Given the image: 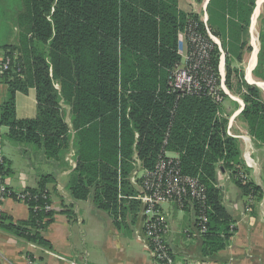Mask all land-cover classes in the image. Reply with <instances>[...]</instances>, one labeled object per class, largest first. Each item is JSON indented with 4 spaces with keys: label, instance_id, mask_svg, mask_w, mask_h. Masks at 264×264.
<instances>
[{
    "label": "trees",
    "instance_id": "16d2710c",
    "mask_svg": "<svg viewBox=\"0 0 264 264\" xmlns=\"http://www.w3.org/2000/svg\"><path fill=\"white\" fill-rule=\"evenodd\" d=\"M15 2L19 6L16 27L20 46L5 43L0 48L19 52L23 65L21 75H0L8 87L0 106V126L7 128V139L32 145L45 159L59 162L73 151L75 166L67 189L74 199H91L107 212L117 207L118 180L122 186L129 185L126 178L133 171L132 157L150 170L162 152L173 153L181 172L197 177L206 188L208 221L201 234L203 254L213 255L225 248L231 236L230 218L221 203L217 172H230L245 193L253 194L255 186L240 177L239 142L227 133L228 120L220 115V105L204 94L178 96L168 85L169 76L181 61L178 32L188 21H195L206 35L201 16L179 10L177 0ZM221 6L224 15L228 12L236 20L230 21L234 24L231 36L223 42L224 47H233L247 33L256 0H221ZM217 7L218 0L208 1L207 25L213 35L225 40L223 20L218 32L213 29L222 17ZM259 33V62L253 72L264 81V20ZM218 57L215 46L210 57L215 70ZM232 71L227 67L225 73L229 88L233 87L229 83ZM234 72L241 77L240 71ZM234 87L244 102L241 117L248 133L264 144L260 89L242 79ZM28 88L36 92L37 115L19 119L15 95ZM63 104L71 107V128ZM5 166L4 160L0 165L3 178ZM138 180L142 183V178ZM50 182L52 175H40L37 189L10 190L8 194L16 199L25 194L23 201L29 208L28 220L11 228L45 245L40 232L54 214L46 209L51 204L46 188ZM186 205L193 208L198 229L200 206L190 201ZM3 223L0 217V227Z\"/></svg>",
    "mask_w": 264,
    "mask_h": 264
},
{
    "label": "crops",
    "instance_id": "0c3cea01",
    "mask_svg": "<svg viewBox=\"0 0 264 264\" xmlns=\"http://www.w3.org/2000/svg\"><path fill=\"white\" fill-rule=\"evenodd\" d=\"M204 1L177 0V5L185 13L193 12L201 16ZM218 4L222 17L217 20L213 29L218 32L219 21L223 20L221 26L224 27L225 40L212 35L225 53L224 69L228 67L233 70L229 79L233 87L229 88L225 80L232 97L225 96L220 104V115L227 118V126L231 124V136L239 142L241 172L246 176L245 181L255 186L256 190L253 194L245 193L230 172H217L221 203L230 218L231 236L225 248L213 255H204L202 252L201 234L196 228L194 211L190 205L178 207L174 202L161 204L160 211L168 222L165 240L177 264H264V144L248 133V126L241 117L244 102L234 87L240 79L256 86L259 80L253 74L254 65L250 69L254 81L250 83L246 79L254 51L250 50V37L257 17L254 14L258 1L256 0L257 7L255 6L250 16L247 33H243L233 47L227 44L224 47L223 42L229 41L234 26L230 21L236 20L230 18L228 12L223 14L221 0H218ZM226 7L229 9L227 4ZM12 28L14 34L11 33L6 38V44L19 47V29L14 31V27ZM182 31L178 32L177 45L180 64L187 50ZM242 42L244 44L238 50L236 47ZM242 64L246 66L239 78L234 71L239 70ZM7 90V85L0 78V106L7 98ZM261 97L264 100L262 92ZM63 109L66 122L71 128V107L63 104ZM15 113L19 119L36 117L34 88L16 92ZM1 133L2 153L6 164L4 180L8 188L14 193L37 189L40 175H52L53 182L48 183L46 188L54 214L40 232L46 241V245L41 244L16 234L11 228V225L28 220L27 204L11 195L0 200V217L4 218L3 226L0 227V264H24L27 257L37 264H68L69 261L76 264H157L143 231V202L139 198L142 187L138 179L142 178L145 169L136 157L131 158L133 171L126 178L129 185L122 186L120 179L118 180L117 207L115 211L107 212L97 207L91 199H74L67 189L75 166L73 151L67 153L60 162L49 160L32 145H21L8 140L5 126H1ZM166 154L177 158L173 153Z\"/></svg>",
    "mask_w": 264,
    "mask_h": 264
},
{
    "label": "built area",
    "instance_id": "2783aa9c",
    "mask_svg": "<svg viewBox=\"0 0 264 264\" xmlns=\"http://www.w3.org/2000/svg\"><path fill=\"white\" fill-rule=\"evenodd\" d=\"M204 1L200 21L203 23L206 35L195 21H188L182 34L186 40V54L183 62L169 76L168 85L172 92L178 96L183 95H207L217 104H222L225 96L232 97L225 82V53L212 35L207 25L206 5ZM253 34V33H252ZM219 51L218 69L210 64V57L214 47ZM22 62L17 51H5L0 49V75L3 73L21 75ZM231 124L227 126L230 132ZM2 133L0 126V165L4 162L2 153ZM244 181L246 176L240 172ZM143 202V231L147 237L149 249L157 264H177L169 252L165 236L168 232V222L160 211V206L166 202H174L178 207L186 206L187 202H195L200 206L196 218L198 220L200 234L206 231L207 218V194L205 186L197 177L185 175L178 166V160L162 152L155 166L145 170L142 176ZM10 192L4 178L0 175V200ZM25 194L20 195L23 200ZM46 209H51L47 206ZM248 209V208H247ZM24 264H37L32 258L27 257ZM68 264H76L69 261Z\"/></svg>",
    "mask_w": 264,
    "mask_h": 264
},
{
    "label": "rangeland",
    "instance_id": "374dc122",
    "mask_svg": "<svg viewBox=\"0 0 264 264\" xmlns=\"http://www.w3.org/2000/svg\"><path fill=\"white\" fill-rule=\"evenodd\" d=\"M262 3L261 4V7L259 9V12L257 14V17H256V21H255V24L252 26V36L250 37V42H251V51L254 50V46L256 45V43L254 42V36L257 37V40H258V52H259V46H260V26H261V22L264 20V2L262 0ZM19 9V6L17 5V3L15 2V0H3L2 3H0V48H2L1 45H4L6 43V38L8 36H10L11 33L14 34L13 32V28L14 27V31H17L19 29V26L16 28V15H17V11ZM9 45V44H8ZM9 50V49H7ZM258 52H257V59L255 57V62H254V66H253V71L257 70L258 68ZM246 61V60H245ZM246 66V64H245ZM245 66H243V64L240 66V72L243 73V69L245 68ZM238 70V71H239ZM226 73L227 72V67L225 69ZM235 74V73H234ZM254 74V72H253ZM236 75V74H235ZM259 82H262L264 84V81H261V80H257ZM55 87H57L56 84H54ZM58 88V87H57ZM261 92L264 93V89L260 87ZM227 101V99L225 100Z\"/></svg>",
    "mask_w": 264,
    "mask_h": 264
},
{
    "label": "bare ground",
    "instance_id": "6f19581e",
    "mask_svg": "<svg viewBox=\"0 0 264 264\" xmlns=\"http://www.w3.org/2000/svg\"><path fill=\"white\" fill-rule=\"evenodd\" d=\"M257 1H258V7L256 8V10H255V14H254V15L258 14L259 9H260V7H261V4H263V3H262V0H257ZM254 42L256 43V45L254 46L255 48H254V51H253V53H252V57H251V61H250V63H249V66H248V68H247V75H246V76H247L246 79H247V81H249L250 83H252V82L254 81L253 78L251 77L250 69L252 68V66H253V64H254L255 56H256V52H257V50H258V45H259L256 36H254ZM256 84H257L258 87H261V88L264 89V84H263L262 82L257 81Z\"/></svg>",
    "mask_w": 264,
    "mask_h": 264
},
{
    "label": "water",
    "instance_id": "95a60500",
    "mask_svg": "<svg viewBox=\"0 0 264 264\" xmlns=\"http://www.w3.org/2000/svg\"><path fill=\"white\" fill-rule=\"evenodd\" d=\"M257 7V6H256ZM258 52V51H257Z\"/></svg>",
    "mask_w": 264,
    "mask_h": 264
}]
</instances>
